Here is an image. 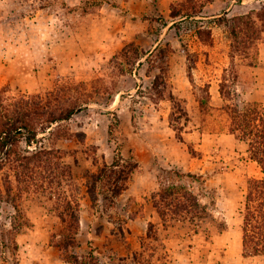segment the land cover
I'll use <instances>...</instances> for the list:
<instances>
[{"label": "rangeland", "instance_id": "rangeland-1", "mask_svg": "<svg viewBox=\"0 0 264 264\" xmlns=\"http://www.w3.org/2000/svg\"><path fill=\"white\" fill-rule=\"evenodd\" d=\"M245 103L264 110V0H0V264H264ZM174 184L210 216L162 220Z\"/></svg>", "mask_w": 264, "mask_h": 264}, {"label": "trees", "instance_id": "trees-1", "mask_svg": "<svg viewBox=\"0 0 264 264\" xmlns=\"http://www.w3.org/2000/svg\"><path fill=\"white\" fill-rule=\"evenodd\" d=\"M172 14L176 17L175 13ZM226 84L225 81L220 87V94L225 99L227 96H224L226 93L223 89ZM207 87L209 88V85ZM226 109L231 120L230 133L247 143L251 159L259 164L264 174V110L253 103H245L241 108L238 105H226ZM71 114L72 112L69 115ZM117 162L116 159L114 167L119 166ZM188 176L193 177V175ZM121 191V188L116 187L112 192L118 196ZM159 196L162 205L156 204L155 207L162 220L172 214L180 219L188 218L191 221L204 220L210 216L207 208L201 205L197 196L184 184L164 187ZM78 211L79 207H77ZM241 215L243 256L245 258L264 256V178H249L246 181ZM61 219L64 227L70 231L67 237V245L70 246L75 243V234L78 232L80 223L76 213L73 214V222L69 225H66L64 215H61ZM88 259L82 264H99L93 253H90ZM66 260L72 264L79 262L76 256L75 258L67 257Z\"/></svg>", "mask_w": 264, "mask_h": 264}]
</instances>
